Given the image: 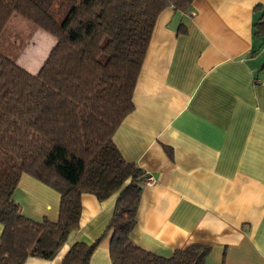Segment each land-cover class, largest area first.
<instances>
[{
  "label": "crops",
  "instance_id": "1",
  "mask_svg": "<svg viewBox=\"0 0 264 264\" xmlns=\"http://www.w3.org/2000/svg\"><path fill=\"white\" fill-rule=\"evenodd\" d=\"M264 0H193L157 15L133 91V110L113 142L152 181L142 184L139 246L168 256L209 245L205 264H264ZM258 31V32H256ZM256 32V33H255ZM117 194H81L79 226L49 259L105 232ZM21 212L55 220L60 193L22 173L13 192ZM2 225L0 223V235ZM109 234L88 264H113Z\"/></svg>",
  "mask_w": 264,
  "mask_h": 264
},
{
  "label": "trees",
  "instance_id": "2",
  "mask_svg": "<svg viewBox=\"0 0 264 264\" xmlns=\"http://www.w3.org/2000/svg\"><path fill=\"white\" fill-rule=\"evenodd\" d=\"M192 1L0 0V33L16 12L55 40L36 73L0 53V264L52 258L79 226L83 192L99 200L117 194L113 214L102 236L73 242L61 264H88L107 234L113 264H205L208 244L164 256L131 239L147 173L113 142L133 110L157 15ZM22 173L60 193L55 220L21 212L13 192Z\"/></svg>",
  "mask_w": 264,
  "mask_h": 264
},
{
  "label": "rangeland",
  "instance_id": "3",
  "mask_svg": "<svg viewBox=\"0 0 264 264\" xmlns=\"http://www.w3.org/2000/svg\"><path fill=\"white\" fill-rule=\"evenodd\" d=\"M54 42L50 34L14 12L0 33V53L36 73Z\"/></svg>",
  "mask_w": 264,
  "mask_h": 264
},
{
  "label": "built area",
  "instance_id": "4",
  "mask_svg": "<svg viewBox=\"0 0 264 264\" xmlns=\"http://www.w3.org/2000/svg\"><path fill=\"white\" fill-rule=\"evenodd\" d=\"M152 181V177L147 175V177L145 178V180L143 181L144 183H149Z\"/></svg>",
  "mask_w": 264,
  "mask_h": 264
}]
</instances>
